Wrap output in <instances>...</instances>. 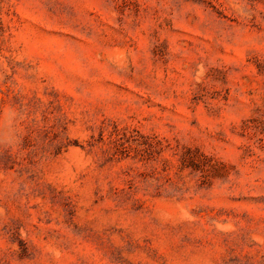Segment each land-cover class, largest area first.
Masks as SVG:
<instances>
[{
	"label": "rangeland",
	"instance_id": "1",
	"mask_svg": "<svg viewBox=\"0 0 264 264\" xmlns=\"http://www.w3.org/2000/svg\"><path fill=\"white\" fill-rule=\"evenodd\" d=\"M0 264H264V0H0Z\"/></svg>",
	"mask_w": 264,
	"mask_h": 264
}]
</instances>
